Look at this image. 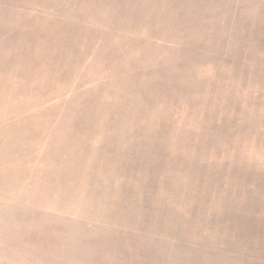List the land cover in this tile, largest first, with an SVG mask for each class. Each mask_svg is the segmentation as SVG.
<instances>
[{
	"label": "rangeland",
	"instance_id": "rangeland-1",
	"mask_svg": "<svg viewBox=\"0 0 264 264\" xmlns=\"http://www.w3.org/2000/svg\"><path fill=\"white\" fill-rule=\"evenodd\" d=\"M0 264H264V0H0Z\"/></svg>",
	"mask_w": 264,
	"mask_h": 264
}]
</instances>
